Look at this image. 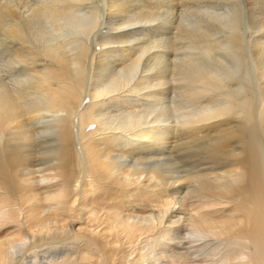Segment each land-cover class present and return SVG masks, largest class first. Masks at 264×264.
Instances as JSON below:
<instances>
[{
	"label": "bare ground",
	"instance_id": "bare-ground-1",
	"mask_svg": "<svg viewBox=\"0 0 264 264\" xmlns=\"http://www.w3.org/2000/svg\"><path fill=\"white\" fill-rule=\"evenodd\" d=\"M136 1L0 0V264H264V0Z\"/></svg>",
	"mask_w": 264,
	"mask_h": 264
},
{
	"label": "rangeland",
	"instance_id": "rangeland-1",
	"mask_svg": "<svg viewBox=\"0 0 264 264\" xmlns=\"http://www.w3.org/2000/svg\"><path fill=\"white\" fill-rule=\"evenodd\" d=\"M135 1H136V0H135ZM144 1H145V2H144ZM185 1H186V2H185ZM185 1H183V2L189 5V0H185ZM187 1H188V2H187ZM136 2L139 3V4H137L138 6H142L143 3H147V2L149 3V4L147 3V5H150L152 1H151V0H149V1H148V0H137ZM152 3H153V2H152ZM180 3H182V2H180ZM175 86H176V85H175ZM195 100H198V98L195 99ZM195 100H194V101H195ZM194 101H193V102H194ZM196 102H197V101H196ZM184 135H185V134H183V135L180 134L179 136H178V135H175V138H181V137L184 136ZM207 166H212V165L209 164V165H207ZM202 263L207 264L208 262H204V261H203ZM202 263H201V264H202Z\"/></svg>",
	"mask_w": 264,
	"mask_h": 264
}]
</instances>
